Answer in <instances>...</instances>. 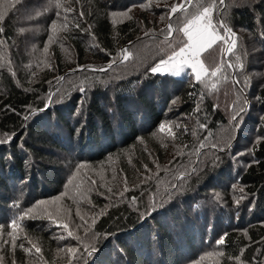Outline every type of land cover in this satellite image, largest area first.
<instances>
[{"label": "trees", "instance_id": "obj_1", "mask_svg": "<svg viewBox=\"0 0 264 264\" xmlns=\"http://www.w3.org/2000/svg\"><path fill=\"white\" fill-rule=\"evenodd\" d=\"M40 1L31 0L23 15L36 28L37 39L52 41L47 57L45 47L39 54L18 44L22 28L14 15L0 22V42L10 49V63L0 69V264H188L201 259L206 264L211 255H218L220 264H264V0H224L223 5L191 0L170 18L173 34L166 24L162 34L145 12L120 22L114 16L183 0ZM208 6L215 25L222 20L236 34L230 58L256 106V115L238 117L243 121L239 134L250 131L249 120L258 140L251 141L248 153L238 156L232 150L218 164L207 163L196 172L177 170L178 180L151 210L95 198L101 206L95 238L71 242L59 237L51 222L33 217L30 203L59 196L85 165L96 169L116 157L136 179L130 168H143L141 156L149 155L140 142L149 141L152 154L165 156L155 139L161 124L172 131L178 148L203 150L205 159L215 147L232 142L224 133L241 112L232 108L242 94L220 71L210 75L227 66L223 41L202 53L209 72L200 81L191 74L150 70L178 51L186 41L179 29ZM61 9L68 15L65 24L59 20ZM56 26L63 30L62 43ZM124 47L132 57L118 63ZM243 58L247 64L241 66ZM236 186L243 189L240 195ZM239 197L246 199L237 203ZM142 200L146 205L151 197Z\"/></svg>", "mask_w": 264, "mask_h": 264}, {"label": "rangeland", "instance_id": "obj_2", "mask_svg": "<svg viewBox=\"0 0 264 264\" xmlns=\"http://www.w3.org/2000/svg\"><path fill=\"white\" fill-rule=\"evenodd\" d=\"M30 4L31 0H0V14L4 15L3 21L9 16L13 15L18 18L17 22L21 25L22 28V31L18 36V44H22L23 47L25 46L28 50L29 48H31L39 54L42 52L41 47H45L43 52H45L46 49L47 50L43 54V56L47 57V55H50L49 47L51 46L52 41L46 42L45 40L37 39L36 28L30 25L27 20H24L25 18H27V16L25 17L23 15V12L24 10L30 7ZM149 8H131L126 12L118 13L114 17L116 18V21L120 22L130 18V16H135L136 14H142L143 12H145L153 20V25H157L159 31L162 34H165L164 25L166 24L168 28L170 18H172L173 16V14L169 11L171 7L169 5L158 2L151 5L152 9ZM161 8H163L162 12L156 11L158 9L161 10ZM61 11L62 17L59 20L63 24H65V22H68V15L64 13V9H61ZM211 20L212 24L215 25L212 17ZM221 21L222 20H218V24ZM201 27H203V24L201 25ZM56 28L58 29V26H56ZM167 30L169 32V29ZM171 30L173 34L175 31L173 25L171 27ZM208 31H212V29H208ZM217 31L219 32V34H224V29L223 32H221L217 27ZM231 33L232 35L227 38L230 40H235V45L233 46L232 50L233 52L237 44V37L236 34H234L232 31ZM62 34L63 30L58 29L55 37L59 43H62L64 40ZM184 38L187 40V37L184 36ZM45 42L47 45L44 46ZM1 45L3 46L4 44L0 42V69H2V67H8L10 63V49L5 45L3 46L5 48H3ZM228 46L229 45L226 44L223 52L227 66L225 67L224 64L221 65L220 75H224L226 78L230 77L231 80L234 82V85L238 88V90L241 91L242 94L238 98L240 103L236 107L232 108L234 111L241 110V112L239 114H236L235 119L233 121L234 126L231 127L230 125L224 133V136H226L228 139L231 137L233 138L231 143H227L226 146L215 147L214 149H212L215 150V153H212V155L205 159L204 156L206 153L203 152V150H197L196 153L194 151L188 152V150L178 148L174 141L172 131L167 126H165L164 130L162 131L160 129L158 134L155 136V139L164 149L165 156L163 157L162 154L157 155L158 153L156 152L152 154L149 150L152 149V146L149 141L140 142V145L142 144V147L147 150L145 153L149 155L147 157L148 159H146V157L141 156V159L144 160L142 162V165L143 163H145V166H143V168H138L139 170H135L132 167L130 168L132 171H135L134 177H136V179H132V172L128 174L127 171L120 168V162L116 157L111 159L110 162H108L107 164L100 165V167L96 169L89 168V166L85 165L84 167H82V169H79L80 171L76 172L74 175H72V173H69L72 176L66 182L65 188L59 196L53 198L51 197L50 199L41 201L39 204L35 203L36 205L31 202V208L29 210H31L33 217H39L43 221L51 222L55 230L58 232V235L59 233H61L62 235H66L67 237H69V241L72 240L71 242H76L80 240L85 241L84 237L95 238L96 236L94 235L93 224L97 219L96 217L98 216V212L101 209V206L99 207L97 206V203H94L95 198H100L98 200L101 201V196H106L111 198L113 201L120 200L123 202H128L132 207H135L140 211L146 208H149L151 210L155 208L159 203L158 201L161 198V192L165 190L166 192L169 191V188L172 187L178 180V178H176L177 170H180L183 173L187 170H192L193 172H196L195 169H202L207 163H209L210 165L218 164V161L220 160L221 156L227 152H232V150L238 153V156L248 153L251 141L253 142L254 140H258V138H256V133L250 132L255 128L252 129V123H249L248 120L247 129H250V131H246V133L244 134H239V132H241L240 126L243 124V121L242 118L239 122L237 121V119L240 115V117L256 115V106H254L253 99H250V97L245 94L244 89L240 86V83H237L239 79L237 77L235 66L228 67L229 64L234 65L230 58L232 52L229 53L226 51V48ZM122 50H127L128 59L132 57V50L129 47H124L120 50L118 63L125 62L128 60H123L121 58ZM203 52L205 51H201L200 54L195 57L196 59H199L202 63L203 61L201 55ZM66 54H68L67 56H71L68 51H66ZM191 58V53H186L183 57H176L173 60H170L167 65L163 66L164 70L162 72L169 73L175 76L191 74L193 75V77H195V73L193 72L190 64L184 62V60ZM239 62L241 66L247 64V61L244 60V58ZM13 69L14 66H12L11 70ZM71 71L72 70H70L69 72ZM231 72L232 74H229ZM203 75L205 74L202 73L201 77ZM54 93L55 91L52 93V95H54ZM177 102L178 100H175L173 104L175 105ZM178 124H181V122H179ZM255 125L257 124L254 123V126ZM233 127L235 129H238V131H234ZM132 151H134V149ZM131 155L132 154L129 153V160H131ZM236 188L238 189L235 191L236 195L237 193L238 195H240L243 192V189L241 187L238 188V186H236ZM106 189L113 190L108 193L106 192ZM109 195H113L114 197H110ZM149 197H151V201H149L146 205L144 203H141L142 201H144L142 200L143 198L145 199ZM243 199L246 198L239 197L238 199H236V202L239 203ZM22 209H26L25 205H22ZM81 217H83V220L81 219ZM262 223L264 225V222ZM65 225H67V227H65ZM69 232H71L72 235H69ZM61 242L64 243L63 240H61ZM31 251L32 249L29 250V254H32ZM221 260L222 259L218 255H211L210 259L207 261L206 264H220ZM203 261L204 260L201 259L199 263L196 261H192L188 264H203Z\"/></svg>", "mask_w": 264, "mask_h": 264}, {"label": "snow or ice", "instance_id": "obj_3", "mask_svg": "<svg viewBox=\"0 0 264 264\" xmlns=\"http://www.w3.org/2000/svg\"><path fill=\"white\" fill-rule=\"evenodd\" d=\"M191 0H183V3H179L177 5H174L170 8V13L175 14L178 9L180 11H184L185 5L189 4ZM219 3L223 5L224 0H219ZM57 6H59L57 4ZM213 8L212 6L203 7L202 12H199L192 16L191 19H188L184 22L183 27L179 29V31H182L184 36L187 37L186 41H181L180 43L182 46H180L177 50H174L172 52V55L168 57V59H161L155 66H153L150 70L152 73H158L162 72L163 66L167 65L170 60H173L176 57H183L186 53H191L192 58L184 60L185 63H189L193 72L195 73V79L197 81L201 80V75L208 74L209 70L205 68L204 64L199 60L196 59L201 51H206L208 49H211L218 41H223L225 44L229 45L226 48V51L231 53L233 50V46L235 45V40H230L227 37L232 35L231 30L228 28V26L224 22H219L218 26H215L212 24L211 16H212ZM83 15V13H81ZM4 15L0 14V21H3ZM163 19V17H162ZM203 24V27L201 25ZM171 23L168 25L169 34L171 30ZM217 27L224 29V34H219L217 31ZM208 29H212V31H208ZM3 32V28L0 27V33ZM145 35H148V33H145ZM47 50V49H46ZM123 60L128 59L127 50H122V57ZM113 63H116V60L113 59L111 63L108 65L110 68ZM228 67H234V65L229 64ZM104 70V69H100ZM221 71L220 68H216L215 70H212L210 72V75L215 77L217 75V72ZM178 74V73H177ZM239 83V81H237ZM83 91V89H81ZM235 119V117H234ZM160 129L163 131L165 128V124H161ZM83 220V217H81ZM11 227L15 229L17 227L15 221L12 223ZM67 227V225H65ZM11 235V233H9ZM69 235H72L71 232H69ZM7 243V241H5ZM218 243L222 244L224 243V240L221 239L218 241ZM13 246L14 243H13ZM23 247V245H21ZM37 252L40 251L39 248L36 249ZM94 251V249H93ZM91 255V253H89Z\"/></svg>", "mask_w": 264, "mask_h": 264}]
</instances>
